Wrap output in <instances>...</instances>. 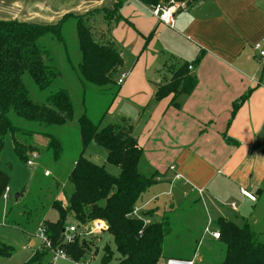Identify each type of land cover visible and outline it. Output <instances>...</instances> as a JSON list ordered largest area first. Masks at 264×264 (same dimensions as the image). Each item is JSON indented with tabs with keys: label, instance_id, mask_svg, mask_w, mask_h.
<instances>
[{
	"label": "crops",
	"instance_id": "1",
	"mask_svg": "<svg viewBox=\"0 0 264 264\" xmlns=\"http://www.w3.org/2000/svg\"><path fill=\"white\" fill-rule=\"evenodd\" d=\"M111 3L114 0H29L21 4L17 14L22 15L19 21L54 23L66 12H101L99 8ZM126 3L144 8L151 16L143 18L135 9L130 15L129 5L123 6V21L107 32L114 46L115 42L120 46H115L122 60L120 73L125 72L121 46L135 42L131 55L136 61L131 62L117 97H127L131 91L141 110L140 119L147 115L148 123L141 129L139 122L131 123L128 115L121 113L119 117L132 125L145 167L158 172L157 182L166 181L168 195L176 189L180 198L187 199L189 192H196L209 204L214 217L237 224L247 221L252 230L264 225V209H257L264 203V62L257 61L252 49L264 37V2L196 0L174 14L172 27L152 15L140 1ZM152 30L148 47L158 44L161 50L157 54L154 49L152 55L145 53L144 57L145 37ZM189 55L191 60H184ZM197 56L199 62L192 64ZM162 57L165 59L160 64ZM184 62L191 63L187 69L196 75L192 92L178 96V106L171 104L172 94L156 98L164 65L169 64L163 75L169 81L173 70ZM244 94L231 117L233 102ZM241 189L254 195L255 200L242 195ZM153 201L150 196L141 202L140 214L148 213L145 222L160 217L156 208L146 209ZM30 245L35 244L31 241ZM195 255L196 250L193 261Z\"/></svg>",
	"mask_w": 264,
	"mask_h": 264
},
{
	"label": "trees",
	"instance_id": "2",
	"mask_svg": "<svg viewBox=\"0 0 264 264\" xmlns=\"http://www.w3.org/2000/svg\"><path fill=\"white\" fill-rule=\"evenodd\" d=\"M125 1L114 0L112 8L97 9L104 14L107 22H116L121 19L120 9ZM138 1L149 7L168 0ZM185 1L187 8L196 0ZM88 14L66 12L54 23L0 20V151L8 132L12 134L14 150L23 161L35 151L34 147L23 145L14 138V133L22 129L13 124L12 114L42 126L64 125L73 118L74 105L66 89L50 92L45 103H39L30 98L23 80L24 74H27L39 90H45L58 78L59 72L49 52L38 45V40L49 34L63 41L61 27L69 17L76 19L80 52L76 72L80 80L100 87L118 85L115 74L122 62L119 51L109 38L103 42L94 38L85 23ZM199 60L197 56L191 63L196 64ZM191 63L184 62L173 70L169 81L157 87L155 97L163 98L172 94L171 104L178 106V96L189 95L197 83L196 75L187 69ZM245 97L246 94L233 102L231 117ZM76 120L82 151L69 172L73 190L65 200L51 201L50 206L57 211V219L41 220L37 230L41 227L50 240L51 248L64 251L71 261H85L92 252V243L90 239L78 236L65 241L67 220L71 218L72 223L80 226L101 219L107 224L103 233L111 237L113 248L109 243L103 246L100 264H112L114 259V264H158L161 257L165 256L164 241L171 234L173 225L165 212L160 215V220L150 222H145L147 212H141L140 217L130 215L139 196L157 181L158 176L156 170L145 168L143 151L133 136L132 125L122 118L118 123L100 127V122L92 121L85 113ZM23 131L31 133L29 130ZM48 136L53 156L57 158L61 143L52 135ZM90 143L106 150L105 161L119 167L118 176L107 172L105 164H96L82 155ZM140 167L148 169L149 173L143 172ZM8 184L9 175L0 168V203ZM25 212L23 209L22 213ZM29 217L30 210H27L25 219L29 220ZM216 223L219 236L215 240L224 245V257L218 264H264V239H258L247 221L237 224L218 217ZM39 248L41 250H34L25 264H36L49 251L42 246ZM181 255L165 257L188 260L192 256Z\"/></svg>",
	"mask_w": 264,
	"mask_h": 264
},
{
	"label": "rangeland",
	"instance_id": "3",
	"mask_svg": "<svg viewBox=\"0 0 264 264\" xmlns=\"http://www.w3.org/2000/svg\"><path fill=\"white\" fill-rule=\"evenodd\" d=\"M28 1L0 0V20H21L22 15L17 14L18 10L22 8L21 4ZM260 1L264 2V0ZM128 5L127 9H130V15L131 11L135 9L136 12L140 13L141 17H151L144 8L134 3H126L123 6ZM112 6L113 3L109 7H105L112 8ZM150 13L152 14L151 11ZM120 15V20L108 23L107 26L104 24L107 21L104 14L102 12H93L87 15L85 23L94 38L99 42H103L109 38L108 29L110 28L112 31L117 23L123 21L121 9ZM128 20L132 22V19ZM126 26L130 27V30L134 33L130 25ZM153 32L152 30L145 37V43L142 48L144 57L145 53L152 55V50L154 49L157 54L161 50V48H158V44H155L153 48L152 46L148 47V42ZM61 33L63 41L57 40L49 34L42 36L38 40V45L49 52V56L52 58L51 61L59 72L58 78L54 79L52 84L45 90H39L27 74H24L23 80L30 98L39 103H45L46 97L50 92L66 89L72 98L74 116L64 125L42 126L35 122L15 117L13 114L11 115L13 124L22 129L14 133V138L23 145L34 147L38 156L32 166H27L25 161L14 150L12 134L8 132L4 136L3 147L0 151V168L9 175V184L7 186L9 192L8 198L2 197V202L0 203V264H25L34 250H41L37 247L39 245L37 237L38 223L43 219L55 221L58 215L57 211L50 206L51 201L53 199L65 200L66 196L72 192L73 187L69 180V172L74 160L82 151L76 120L80 114L85 113L92 121L100 122V127L118 123L121 113L128 115L131 123L139 122V129L148 123L147 115H143L140 119L141 110L136 98L131 97V91H129L127 97H117V92H119L118 85L100 87L80 80L76 72L77 64L80 62V52L76 36L75 17H69L63 22ZM128 43L126 47L121 46L123 52H125L123 69L127 76L131 62L134 61L131 49L135 42L131 40ZM117 45L119 46V43L115 42L116 47ZM191 58L189 55L184 60L190 61ZM164 59L163 57L160 58L159 63L164 62ZM118 67L115 77L120 74ZM168 68L169 64H165L161 69L162 78L160 83H158L159 85L167 81L163 78V75L167 74ZM23 130H29L31 133ZM48 134L57 138L61 143V151L57 158H54L53 148L49 146ZM82 155L96 164H105V168L110 174L119 175L120 169L118 166L106 163V150L103 147L90 143ZM145 168L142 167L141 169L140 167L143 172L149 173L148 169ZM44 170H48L50 175L44 176ZM156 179L159 180L158 177ZM167 188L166 181H156L139 196L136 203V206L140 208L141 202L146 200L147 197H154V201L146 209L156 208L158 215L165 212L172 223V232L164 241L163 255H192L193 249L196 248L194 264H218L221 262L224 257V245L219 240L211 237V231L213 229L218 230V226L216 223L217 216L214 217L210 214L212 209L210 210L209 204L200 200L196 192H189L188 198L182 199L176 189L173 190L171 195H168ZM153 191L154 193L152 194ZM164 191L165 194H161ZM18 193H21L20 196L15 197ZM257 207L258 211L264 209L263 201ZM23 209L26 210L25 213H22ZM27 210H30L31 217H29V220L25 219ZM157 220H160V217ZM72 222V219L68 218L67 226ZM206 228L207 230H205ZM253 231L259 240L264 239V225L254 226ZM85 238L90 239L92 252L85 258L84 263L100 264L103 246L109 243L113 248L111 237L108 235L102 237L101 233H92L85 236ZM31 241L34 242V246L30 245ZM94 249L96 250L95 252H93ZM115 256L117 258L118 255L115 254ZM165 256L161 257L159 264H165ZM115 261L114 259L112 264ZM49 262L52 263V253L47 251L36 264H47ZM53 264H71V262L67 259H58Z\"/></svg>",
	"mask_w": 264,
	"mask_h": 264
},
{
	"label": "built area",
	"instance_id": "4",
	"mask_svg": "<svg viewBox=\"0 0 264 264\" xmlns=\"http://www.w3.org/2000/svg\"><path fill=\"white\" fill-rule=\"evenodd\" d=\"M153 15H155L161 22L172 27L174 25V14L178 12L180 9L186 8V1L181 0H168L167 2H161L156 4L155 6L148 7ZM252 49L256 53V59L258 62H264V37L260 38L252 45ZM127 76L126 72H121L119 76L116 78V83L118 85L122 84ZM38 154L36 151L31 152L28 155L25 163L27 166H32L34 164L35 159ZM44 176H49L50 172L48 170H44ZM8 187L5 188L2 197L8 198ZM242 195L247 197L248 199L254 201L255 197L247 190L241 189ZM231 207L234 208V203H231ZM140 208L135 206L130 213L132 216L140 217L139 215ZM107 229V224L105 221L101 219H96L90 223L76 225L75 223H71L66 226L64 231V239L65 241H71L75 236L84 237L90 235L92 233H103ZM207 230V228L205 229ZM211 235L214 238H218L219 233L217 231H211ZM37 237L39 239V246L44 247L45 249H49L52 253V263L58 259H67L71 262V264H85L84 261H71L69 257L65 254L64 251L60 249L51 248V243L44 230L40 227L37 230ZM165 264H194L192 259H180V258H168L165 260Z\"/></svg>",
	"mask_w": 264,
	"mask_h": 264
},
{
	"label": "water",
	"instance_id": "5",
	"mask_svg": "<svg viewBox=\"0 0 264 264\" xmlns=\"http://www.w3.org/2000/svg\"><path fill=\"white\" fill-rule=\"evenodd\" d=\"M15 197H17V195H15Z\"/></svg>",
	"mask_w": 264,
	"mask_h": 264
}]
</instances>
